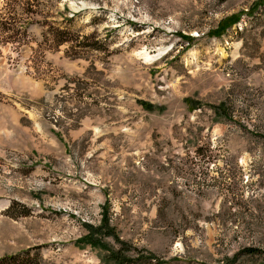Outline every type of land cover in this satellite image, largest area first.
<instances>
[{
	"label": "rangeland",
	"instance_id": "1",
	"mask_svg": "<svg viewBox=\"0 0 264 264\" xmlns=\"http://www.w3.org/2000/svg\"><path fill=\"white\" fill-rule=\"evenodd\" d=\"M0 13V262L264 264V0Z\"/></svg>",
	"mask_w": 264,
	"mask_h": 264
},
{
	"label": "trees",
	"instance_id": "2",
	"mask_svg": "<svg viewBox=\"0 0 264 264\" xmlns=\"http://www.w3.org/2000/svg\"><path fill=\"white\" fill-rule=\"evenodd\" d=\"M23 5V6H22ZM22 5L20 10L22 13L21 16L25 15L27 18H29L28 16H32V14H34L33 12L34 11H30V9H28V1L24 2ZM20 6H14V9H12L11 13L13 12V16H15V14H17V16H20L18 15L19 13H16L15 9L16 7H20ZM9 7V6H8ZM3 16H1V13H0V19H2ZM23 18V17H22ZM30 20H31V17H30ZM238 21L237 20H232L230 23H228V25L226 26V28H230L233 24H236ZM4 24V23H3ZM1 26V25H0ZM18 24L16 25H10L8 28H7V35L6 37H4L5 39V42L6 43H12V44H21L23 39H24V36H25V33H26V30H25V27L24 26H20L18 28ZM50 29L52 30V28L50 27ZM49 28L47 31L44 32V37L46 39V41H49L51 42L52 44L56 45V46H59V45H62L64 43H68V42H71V38H68V34L69 32L65 31V30H61V31H56L54 33H51L49 32ZM225 33V31H222V32H218L216 34H213L216 38L222 36L223 34ZM3 41V43H5ZM247 252H249L250 254H255L256 252L258 251H255V250H248ZM25 264V261H18L17 259H15L13 262L11 259H6V260H3L0 262V264Z\"/></svg>",
	"mask_w": 264,
	"mask_h": 264
}]
</instances>
